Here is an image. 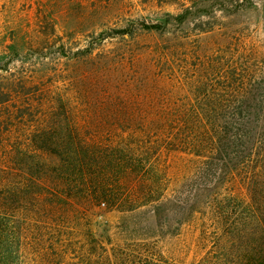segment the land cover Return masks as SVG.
<instances>
[{"label":"trees","instance_id":"trees-1","mask_svg":"<svg viewBox=\"0 0 264 264\" xmlns=\"http://www.w3.org/2000/svg\"><path fill=\"white\" fill-rule=\"evenodd\" d=\"M189 1L145 31L164 39L211 12L232 17L255 8L254 0ZM199 30L223 43L190 53L185 68L176 44L158 43L147 106L120 101L96 113L104 124L79 122L67 104L63 116L67 101L59 96L51 128L23 142L21 85H0V264H176L156 242L115 241L105 212L123 214L128 233H174L205 215L210 248L194 264H264V54L241 42L239 30ZM116 34L134 36L130 28ZM173 153L194 158L192 192L170 193ZM237 184L248 200L226 192ZM143 214L147 225L135 224Z\"/></svg>","mask_w":264,"mask_h":264},{"label":"rangeland","instance_id":"rangeland-1","mask_svg":"<svg viewBox=\"0 0 264 264\" xmlns=\"http://www.w3.org/2000/svg\"><path fill=\"white\" fill-rule=\"evenodd\" d=\"M254 1L255 8L236 16L215 11L183 28L172 27L176 34L168 36L173 40L169 41L144 27L161 23L166 14H180L190 5L189 0H0V85L11 86L14 81L21 85L17 88L19 113L23 114L18 138L34 142L40 139V127L51 128V109L57 106L52 101L59 96L67 101L61 104L60 113L66 112L67 104L82 123L90 118L91 124H104L96 113L121 102L130 105L135 98L140 107H146L148 88L157 85L151 81L153 62L160 58L158 43L176 44L180 68L188 66L193 57L190 53L213 52L223 43L199 28L213 27L220 33L239 30L241 42L264 54V0ZM125 28L132 29L134 36L116 34ZM166 86L161 84V89ZM167 161L173 180L170 193L192 192L199 180L194 175V158L173 153ZM228 189L226 192L235 191L249 199L240 184ZM123 217L118 212L102 216L112 226L110 234L115 241L140 238L156 242L176 264H194L210 248L202 239L205 215H196L174 233H128ZM147 218L148 214H143L133 221H143L146 226ZM94 232L101 236L98 227L94 226ZM38 260L33 263L43 264Z\"/></svg>","mask_w":264,"mask_h":264}]
</instances>
